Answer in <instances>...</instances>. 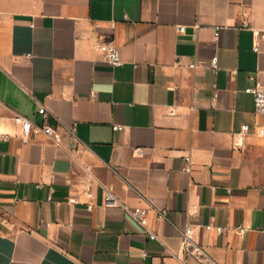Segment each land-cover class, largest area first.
I'll return each mask as SVG.
<instances>
[{"label": "crops", "instance_id": "crops-1", "mask_svg": "<svg viewBox=\"0 0 264 264\" xmlns=\"http://www.w3.org/2000/svg\"><path fill=\"white\" fill-rule=\"evenodd\" d=\"M261 34L264 0H0V264H264Z\"/></svg>", "mask_w": 264, "mask_h": 264}, {"label": "built area", "instance_id": "built-area-1", "mask_svg": "<svg viewBox=\"0 0 264 264\" xmlns=\"http://www.w3.org/2000/svg\"><path fill=\"white\" fill-rule=\"evenodd\" d=\"M183 30H184L183 27H178L179 32H183ZM218 35H219V28L218 27L213 28V40L214 41H217ZM260 37H264V35L261 34ZM92 47L95 50H98L99 52H101L103 55V58L111 66L117 67L121 64L120 54H119L117 48L113 44L94 42L92 44ZM254 49H257V48L255 47ZM209 66L212 70L217 69V57L216 56L211 58V60L209 62ZM196 67H198V65L196 63H194L192 65V68H196ZM243 91H244V93L251 95L254 113L257 115H260V116H264V85L260 84L259 82H255L253 85L246 86ZM214 99H215V94H214L213 100L211 102L212 105H213ZM37 113L44 118L47 115V112H46L45 108H43V107H40L38 109ZM13 120L17 124L20 125L23 138H25L33 130L32 122L29 119H27L26 117L16 113L13 116ZM36 129L37 130H35V131H42L47 136H50V137L54 138L56 141H58L57 135H56V132L54 129L47 127V126H43L40 128L36 127ZM114 129L118 130L119 126H114ZM247 129H248V126H246V125L242 126L239 134L242 135V134L246 133ZM256 133L259 135H264V128H262V127L257 128ZM0 138L3 141H6L8 139V136L1 131V125H0ZM237 145H240V146L242 145L241 138H239L237 140ZM183 157H184L186 162H189V155L188 154H184ZM185 169L187 170V167ZM53 178H54V175L51 176V179H53ZM93 183L94 182L92 179L89 180V182L87 183V187H88L87 196H88V198L92 197L91 188L93 186ZM103 199H104V206H106V207L120 205L121 208L132 218V220L134 222H136V224L143 229L144 233L146 234V236L150 240L157 239V235L154 232L150 231L147 227V215L150 211L149 208H144V207H140V206L129 208L128 206H126L124 204H118L113 193L107 189L104 190ZM67 202L70 204L77 203L73 197H68ZM158 213H159V216L162 217V213L159 211H158ZM196 214H197V210L194 208H191L190 210L187 211L188 216H195ZM201 227L204 228L205 230H212V229L216 230L217 233H220L223 231L222 228H218V227L214 228L211 225H204ZM237 230L239 233L244 232V228H237ZM191 233H192V228L187 223V225L183 231V234H182L183 235L182 236L183 244L187 243ZM196 264H210V263L198 262Z\"/></svg>", "mask_w": 264, "mask_h": 264}]
</instances>
